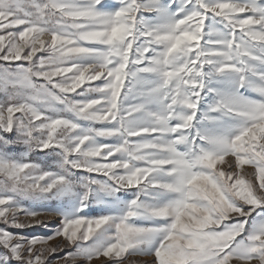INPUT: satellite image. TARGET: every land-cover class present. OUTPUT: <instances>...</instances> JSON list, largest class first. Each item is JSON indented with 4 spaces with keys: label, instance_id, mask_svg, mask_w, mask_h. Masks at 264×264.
<instances>
[{
    "label": "snow or ice",
    "instance_id": "6c2138e0",
    "mask_svg": "<svg viewBox=\"0 0 264 264\" xmlns=\"http://www.w3.org/2000/svg\"><path fill=\"white\" fill-rule=\"evenodd\" d=\"M130 257L264 264V0H0V264Z\"/></svg>",
    "mask_w": 264,
    "mask_h": 264
},
{
    "label": "rangeland",
    "instance_id": "374dc122",
    "mask_svg": "<svg viewBox=\"0 0 264 264\" xmlns=\"http://www.w3.org/2000/svg\"><path fill=\"white\" fill-rule=\"evenodd\" d=\"M41 218L47 222L48 226L46 228L45 227H35V228H31V229H25V230H23V234L29 235V236H46V235L50 234V232L59 223V219L56 217L49 218L47 216H43ZM67 250H70V249H67ZM130 259L135 260L137 262V264H143L144 261H147L151 258L147 259L145 257H130ZM94 264H96V262H94Z\"/></svg>",
    "mask_w": 264,
    "mask_h": 264
},
{
    "label": "bare ground",
    "instance_id": "6f19581e",
    "mask_svg": "<svg viewBox=\"0 0 264 264\" xmlns=\"http://www.w3.org/2000/svg\"><path fill=\"white\" fill-rule=\"evenodd\" d=\"M47 217H49V216H47ZM49 218H52V217H49ZM145 258L149 259V257H145Z\"/></svg>",
    "mask_w": 264,
    "mask_h": 264
}]
</instances>
